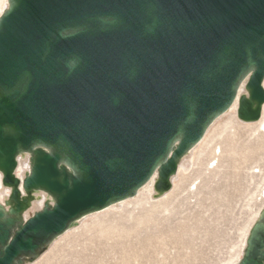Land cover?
<instances>
[{
    "label": "water",
    "instance_id": "obj_1",
    "mask_svg": "<svg viewBox=\"0 0 264 264\" xmlns=\"http://www.w3.org/2000/svg\"><path fill=\"white\" fill-rule=\"evenodd\" d=\"M243 93L240 95V87ZM236 103L264 105V0H7L0 15V264L33 263L76 221L136 196ZM32 156L15 176L17 157ZM52 204L23 221L28 198ZM237 264H264V210Z\"/></svg>",
    "mask_w": 264,
    "mask_h": 264
},
{
    "label": "rangeland",
    "instance_id": "obj_2",
    "mask_svg": "<svg viewBox=\"0 0 264 264\" xmlns=\"http://www.w3.org/2000/svg\"><path fill=\"white\" fill-rule=\"evenodd\" d=\"M6 8L7 0H0V13ZM229 111L187 154L191 162L177 171L166 194L154 185L150 193L149 186L119 207L86 216L36 261L23 264H237L264 207V133L258 127L264 108L254 123ZM17 169L29 170L28 157L18 159ZM8 195L0 176L3 207ZM45 201L32 193L23 219Z\"/></svg>",
    "mask_w": 264,
    "mask_h": 264
},
{
    "label": "bare ground",
    "instance_id": "obj_3",
    "mask_svg": "<svg viewBox=\"0 0 264 264\" xmlns=\"http://www.w3.org/2000/svg\"><path fill=\"white\" fill-rule=\"evenodd\" d=\"M4 2H5V0H4ZM0 15H1V13H0ZM241 87H242V86H241ZM241 87H240V88H241ZM241 93H242V91L239 90V93H238V94L240 95ZM236 108H237V105H236V103H235V104H234L229 110L231 111V110H234V109H236ZM263 108H264V105H263V107H262V111H263ZM229 110H228V111H229ZM228 111H227V112H228ZM230 111H229V112H230ZM227 112H226V113H227ZM223 115H224V114H223ZM261 121H262V122H261ZM261 121H260L261 124H260V126H258V127H259V128L261 129V131L264 133V121H263V120H261ZM258 123H259V122H258ZM211 126H212V125H211ZM208 130H209V129H208ZM198 144H199V143H198ZM198 144H197V145H198ZM197 145H196V146H197ZM196 146H195V147H196ZM193 148H194V147H193ZM193 148H192V149H193ZM192 149H191V150H192ZM191 150H189V151L187 152V154H188ZM187 154H186V155L181 159V161L179 162V165H178L177 171H179V170H183V169L186 168V167L189 165V163L191 162L190 159H189V157L187 156ZM26 157H28V160H29V170H28L27 172L24 173V172H22V171H20V170L17 169V168H18V159H19V158L25 159ZM16 162H17V168H16V171H15V176L18 177V178H20V180H22L24 176H26V175H28V174L30 173V169H31V166H32V156H31L30 154L27 155L26 152H24V153L20 154V155L17 157ZM176 174H177V172H176ZM176 174H175V175H176ZM175 175L171 178V180H170V184H171L172 179L175 177ZM0 176H1V174H0ZM1 177H2V176H1ZM156 178H157V175L155 174L154 177H153V178H152V179H151V180H150L145 186H143L141 189L138 190V192H137L136 195L138 196V195H139V194H140L145 188H147V187H149V186H150V193H152L151 190H152L153 185H154V183H155V181H156ZM1 185H2V184H1ZM2 187L5 188V189L10 193V190H9V189H7L6 187H4L3 185H2ZM171 187H172V184H171ZM170 190H171V189H170ZM20 192H21V197L23 198V196H24L25 193H24L21 189H20ZM36 192H40L43 196H45V199H47V201H45L44 204H45V203H48V204H52V203H53V201H52V203L49 202V199H52V198H51L50 196H48L46 193H44V192H42V191H35V193H36ZM32 193H34V192H32ZM32 193H30V194L28 195L29 197H26V198H28V199H27V200H28L27 209H28V207H29V199H30V195H31ZM150 193H149V194H150ZM156 193H158V194H160V195H164V194H166V193L162 194V193L157 192V191H156ZM8 196H9V195H8ZM24 197H25V196H24ZM4 199H5V198H4ZM8 199H9V198H8ZM121 202H123V201H121ZM9 203H10V202H9V200H8V201L6 202V204H9ZM44 204H43V205H44ZM121 204H122V203H119V202H118V204L115 203V206H116V207H119V206H121ZM0 205H1V204H0ZM113 205H114V204H113ZM111 206H112V205H111ZM111 206H110V207H111ZM42 207H43V206H42ZM4 208L7 210V207H4ZM108 208H109V207H108ZM41 209H42V208H40L39 210H41ZM263 210H264V207H263V209L259 212L257 219L259 218V216H261L260 213H261ZM37 211H38V210H37ZM25 212H26V211H25ZM25 212H24V213H25ZM35 212H36V211H35ZM35 212H34V213H35ZM24 213H23V214H24ZM34 213H33V214H34ZM23 214H22V219H23ZM33 214H32V215H33ZM92 214H95V213H92ZM92 214H90V215H92ZM32 215H31V216H32ZM31 216H30V217H31ZM88 216H89V215H88ZM25 217H26V216H25ZM85 217H86V216H85ZM27 218H29V217H27ZM27 218H26V219H23V221H26ZM83 218H84V217H83ZM83 218H82V219H83ZM78 221H81V219L78 220ZM78 221H76V223H77ZM76 223H75V224H76ZM75 224H74V225H75ZM74 225H73V226H74ZM77 225H78V224H77ZM77 225H75V227H76ZM73 226H72V227H73ZM72 227H71V228H72ZM71 228H70V229H71ZM70 229H69V230H70ZM69 230H68V231H69ZM49 246H50V245H49ZM49 246H48V247H49ZM48 247L45 248V251L48 249ZM45 251H44V252H45ZM24 260H25V259H24ZM29 263H30V262H29Z\"/></svg>",
    "mask_w": 264,
    "mask_h": 264
},
{
    "label": "built area",
    "instance_id": "obj_4",
    "mask_svg": "<svg viewBox=\"0 0 264 264\" xmlns=\"http://www.w3.org/2000/svg\"><path fill=\"white\" fill-rule=\"evenodd\" d=\"M27 155H29V153L26 152ZM18 178V177H17ZM20 179V178H19Z\"/></svg>",
    "mask_w": 264,
    "mask_h": 264
}]
</instances>
